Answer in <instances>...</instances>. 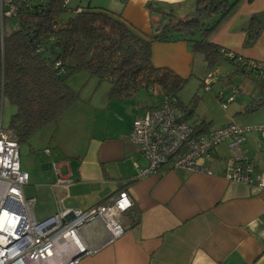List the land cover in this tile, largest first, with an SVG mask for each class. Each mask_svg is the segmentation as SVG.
I'll return each mask as SVG.
<instances>
[{"label": "crops", "instance_id": "1", "mask_svg": "<svg viewBox=\"0 0 264 264\" xmlns=\"http://www.w3.org/2000/svg\"><path fill=\"white\" fill-rule=\"evenodd\" d=\"M90 1L94 6L120 14L132 27L146 34L153 30L152 21L158 20L147 3L171 7L181 16L189 13L195 3V0ZM252 15L259 20L262 30L253 45L244 46V28ZM209 39L244 60L264 62V0H239ZM151 51L155 66L170 68L185 78L197 73L203 87L202 79L210 70L205 75L199 74L205 63L203 57L192 53L186 42L155 41ZM196 58L200 63L195 64ZM224 61L236 69L233 62ZM224 69L229 71L227 67ZM261 75L264 79V74ZM250 77L257 79L260 75L252 72ZM222 79L226 81V74ZM232 86L238 92L229 109L225 108L221 114L215 106L210 110L197 109L192 118L196 123L201 120L209 123L204 131L230 121L246 127L244 156L251 163L254 176L264 180V137L252 128L264 124V104L245 111L251 101L264 99V83L240 82L242 87L232 83L228 90ZM158 89L153 101L148 98L139 101L140 91L131 98H112L95 105L78 101L56 121L43 125L45 140L31 141L28 149L23 150L24 165L30 167V171L24 169L28 174L24 195L35 198L34 205L37 204L43 221L58 206L85 210L121 190L128 192L133 205L120 217L124 233L108 242L109 233L100 219L82 225L80 237L96 250L81 257L77 264H264V188L256 182L248 185L226 180L217 171L220 161L229 156L227 141L220 143L209 158L200 159L202 165L217 171L213 175L165 167L146 176L137 174L136 166L144 167L147 162L129 134L133 120L162 100L163 94ZM216 91L213 94L217 98ZM206 100L215 104L209 95ZM120 109L130 111L122 117ZM177 112L181 116L180 108ZM55 163L61 175L71 173L73 181L66 188L54 185ZM32 212L36 219L33 208Z\"/></svg>", "mask_w": 264, "mask_h": 264}, {"label": "trees", "instance_id": "2", "mask_svg": "<svg viewBox=\"0 0 264 264\" xmlns=\"http://www.w3.org/2000/svg\"><path fill=\"white\" fill-rule=\"evenodd\" d=\"M239 0H195L194 8L184 16L171 7L152 2L147 8L159 14L152 21L150 34L142 33L106 8L87 0L76 5L66 21L59 17L67 10V0H47L39 7L25 10L16 18V28L5 33L0 44V78L4 99L15 106L8 128L18 142L26 140L48 122H54L79 100V91L67 82L73 72L85 70L98 82L109 83V98H131L141 89L158 86L163 94L175 95L187 82L167 67L152 63L155 41H184L194 54H200L211 70L219 61L228 60L247 76L256 69L228 58L209 36ZM262 27L255 15L244 28V46L258 39ZM254 78L262 85L264 79ZM264 104V99L245 106L249 112ZM179 105V103H178ZM180 118L195 114V104L181 105ZM193 120L195 133L209 124Z\"/></svg>", "mask_w": 264, "mask_h": 264}, {"label": "built area", "instance_id": "3", "mask_svg": "<svg viewBox=\"0 0 264 264\" xmlns=\"http://www.w3.org/2000/svg\"><path fill=\"white\" fill-rule=\"evenodd\" d=\"M46 1L0 0V44L5 33L16 28L15 20L21 12L37 8ZM224 54L264 74V62L247 61L229 51ZM212 75L209 71L202 79L205 90L211 88ZM237 92L235 86L228 91L219 90L216 96L220 106L225 108ZM3 102L0 78V264H77L81 257L96 250L79 235L80 227L95 219L103 222L109 233L108 242L121 236L125 231L121 214L133 205L126 190L85 210L58 206L50 218L43 221L34 218L35 198L23 193L28 174L20 167L19 142L10 128L2 126ZM177 106V97L166 95L158 105L147 108L143 116L133 120L130 140L147 162L144 167L136 166L139 176L156 173L161 167L208 175L218 171L226 180L248 185L256 182L258 187L264 188V180L254 176L251 163L243 153L246 127L230 121L195 133L193 123L180 118ZM252 128L264 137V124ZM224 141H227L229 156L220 161L217 171L202 165L200 159L209 158ZM53 168L54 185L66 188L72 183L71 173L61 175L56 163Z\"/></svg>", "mask_w": 264, "mask_h": 264}, {"label": "rangeland", "instance_id": "4", "mask_svg": "<svg viewBox=\"0 0 264 264\" xmlns=\"http://www.w3.org/2000/svg\"><path fill=\"white\" fill-rule=\"evenodd\" d=\"M81 5L84 6L87 4V0H67V10L61 14L59 17L60 22L66 21L70 16L74 14L73 8L76 5ZM154 13V12H153ZM157 17H159V14L157 13ZM200 63L198 61V58L195 60V64ZM202 65V64H201ZM227 67L228 70L224 69ZM233 67V69H232ZM207 66L204 63L202 65V68L200 70V73H203L205 75L207 71ZM210 71H212L213 77H212V84H211V89L212 90H204L202 86L199 85V75L197 73H194L191 77L187 78V82L184 85V87L179 90L175 96L180 100L181 105H189L190 102H194L195 104V110H210L212 107H216L217 111L221 114L224 112L225 108H230L231 102L227 103L225 108H222L220 106V102L217 100V98L213 94V90H224L228 91L229 86L234 83L238 84L240 86V82L245 83H250L253 84L255 83V79L253 77L245 76L241 71L235 70V67L229 64L228 62H225L224 60L218 62ZM226 74V81L222 79V76ZM68 84L72 86L73 88L77 89L79 91L80 98L78 101H83L85 103H90V105H95L98 103H107L109 100L112 98H109L108 96V90H109V83L105 80L98 82V78L95 76H90L85 70H80L77 72H73L70 74L67 78ZM242 87V86H240ZM158 86H155L154 90L152 91H147L146 89H141L140 90V96H139V101L141 99H146L148 98L150 101H153L155 99V96L158 94ZM216 91V92H217ZM207 95H209L213 101H215V104H211L207 99ZM237 95V94H236ZM235 97V96H234ZM76 101V102H78ZM180 108V105L176 107V110ZM107 109V108H106ZM130 109V108H129ZM15 111V106L11 104L7 99H4L3 102V108H2V126L3 127H8L10 117ZM106 111V110H105ZM130 110H123L120 109L119 113L122 117H125L126 114L129 113ZM177 112V111H176ZM178 113V112H177ZM195 115V114H194ZM192 117H188L187 120H191L192 122ZM52 123V122H48ZM43 127L38 128L36 131H34L26 140H23L19 143V161H20V167L22 170L26 169L30 171V167L28 165H24V160L26 158V155H23V150L28 149V145L30 146L31 141L35 142H42L45 140L44 136V130H42ZM39 148V147H35ZM41 150V148L37 149ZM37 204L33 205V211L35 214V217L38 221L42 219L39 215V211Z\"/></svg>", "mask_w": 264, "mask_h": 264}]
</instances>
